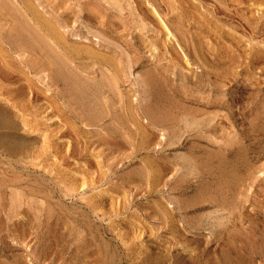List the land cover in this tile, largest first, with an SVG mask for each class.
Segmentation results:
<instances>
[{
  "label": "rangeland",
  "instance_id": "1",
  "mask_svg": "<svg viewBox=\"0 0 264 264\" xmlns=\"http://www.w3.org/2000/svg\"><path fill=\"white\" fill-rule=\"evenodd\" d=\"M252 1L229 4L230 18L215 0H34L63 23L66 47L108 59L82 54L73 71L78 63L76 73L99 79L117 69L133 117L105 87L113 114L126 117L97 125L85 124L68 81L31 57L34 30L12 20L27 17L23 7L12 17L20 0H8L18 4H7L11 17L2 4L0 69L15 63L21 78L0 71V103L17 114L21 144L0 149V264H264V0Z\"/></svg>",
  "mask_w": 264,
  "mask_h": 264
},
{
  "label": "bare ground",
  "instance_id": "2",
  "mask_svg": "<svg viewBox=\"0 0 264 264\" xmlns=\"http://www.w3.org/2000/svg\"><path fill=\"white\" fill-rule=\"evenodd\" d=\"M19 1V0H18ZM36 1V0H35ZM49 1V0H48ZM99 1V0H98ZM174 0H172V2H173ZM235 1H238L237 3L238 4H241L242 2H243V0H242V2L241 1H239V0H215V2H214V6L212 5V8H213V11L215 12V13H217V12H224V14L225 15H228L230 18H232L233 16L231 15L232 13H230V14H228L227 12L228 11H231V9H228V5L229 4H231V5H233V3L235 2ZM254 1L255 0H253L252 2L254 3ZM1 2H3V0H0V9H2L3 10V7L4 8H6L5 6H7V4H8V0L7 1H5V3H6V5L4 4V3H1ZM9 2H13V1H9ZM20 2L22 3V4H20V5H18V4H14L13 3V5H14V7L16 6L17 7V5L19 6V7H17L16 9H17V11L15 10V12L14 11H12L13 13H14V15L12 16V17H18V18H20L21 16H17L18 14H19V10H22L21 8L23 7V11H21L22 13H23V15L24 16H27V17H21V18H23L22 20L21 19H19V21H17V18H15V19H12L13 20V23H15V30L16 31H20V30H18V29H21V31H22V29H24V31H25V29H26V31H29V29H33L32 31L34 32V34L32 35L30 32H28L29 34H30V37H31V35L33 36V42H34V45H32V47L33 46H35L34 48H32L31 46H30V48H29V52L30 51H32V50H35L36 51V53L38 52L41 56H43L45 59H46V61H48V64H45L44 65V67H46V65H50V66H47V70H49L50 68H52V66L55 68V70H56V73L59 75V76H61L65 81H68V83L70 84V90L72 89L73 91H72V93H73V95L74 94H76V95H79L81 98H80V100H79V97H77L78 98V100L81 102V103H78L77 105H79L80 104V106L82 107H80L81 108V110H82V112H80V113H85L84 114V118L86 119L85 120V124H89V125H97L99 122L101 123L102 122V120H103V118L104 117H106V116H111L112 115V117L114 118V119H116L117 120V122H122L123 121V119L126 117V116H122V117H124L122 120L120 119V117H121V115H119V114H116V113H119V112H116V113H114L113 114V109H115L116 110V108H114L115 106H116V104L111 100V99H108L107 98V96H103V88H105V87H108V90H110L112 93H114L113 95L115 96H117L118 97V100H119V102H120V105L121 106H119V109L121 108V110L122 111H126V113H128V117H131L133 114H134V112L132 113V110H133V108L135 107V105H132L131 103H130V101H129V97L128 96H123V94H122V92H121V90L119 89V81H118V78H119V76H118V71H117V69L113 66V65H111V70H112V72L111 71H109L110 72V75L108 76L107 75V77L106 78H99V79H97V77H96V75H95V70H93L91 73L93 74H88V73H86V74H83L82 73V71H83V69H82V71L80 70V68H79V70L81 71H79L81 74H82V76L81 75H79V73H76L75 71H77V69H78V67H77V65H79L78 63L76 64L75 63V65H73V68H74V70L75 71H73L72 69H71V67H70V65L71 64H73L74 63V61L73 60H76V58H78L79 56H81L82 54H85L87 57H89L90 59H94V62L96 61V63H98V65H99V61L101 62L102 61V59H104V57H102V58H100V56L98 55L99 53H101V52H99L98 54L96 53V52H92V51H90V50H87L86 48H85V46H84V49L83 48H81V49H78V48H74V47H71L70 48V46H69V48L68 47H66L65 46V44H66V42L64 43L63 42V38L61 39V34H59V32L58 31H60V30H58L57 31V28H59L60 26V24L61 23H59V21L56 23V24H59L58 25V27H57V25L55 26V22H56V20H54V18H52V20H54L53 22L51 21V19H49L50 17H52V16H54L52 13H51V15L49 16L48 15V18L47 17H45L41 12H39L38 10H37V5L35 4V2H34V0H20ZM41 3H42V1H40ZM108 2L109 3H111V4H117V2H118V0H108ZM132 2V1H131ZM176 2V1H175ZM16 3V2H15ZM119 3V2H118ZM171 3V2H170ZM169 3V4H170ZM177 3V2H176ZM180 3V2H179ZM182 3H183V1H182ZM237 3H236V5H237ZM4 6H3V5ZM40 4V3H39ZM174 4V3H173ZM250 4V3H249ZM9 5V8L11 9V7L13 6L12 4H8ZM12 5V6H11ZM86 5H87V3H86ZM136 5H138V4H136ZM180 6H181V4H179ZM230 5V6H231ZM252 5V4H251ZM1 6H3V7H1ZM11 6V7H10ZM40 6V5H39ZM38 6V7H39ZM170 6V5H169ZM168 6V7H169ZM172 6V5H171ZM170 6V7H171ZM229 6V7H230ZM235 6V5H234ZM83 7V6H82ZM257 7V6H256ZM13 8V7H12ZM43 8H46L45 6L43 7ZM88 8V7H87ZM90 8V7H89ZM92 8H94V6L92 7ZM173 8V7H172ZM172 8H171V12H173L172 11ZM178 8V7H177ZM7 10H8V15H9V13H12L9 9H8V6H7V8H6ZM5 9V11H7ZM14 9V8H13ZM83 9V8H82ZM96 9V8H95ZM138 9V8H137ZM176 9V8H175ZM40 10V9H39ZM87 10H89V9H87ZM86 10V11H87ZM141 10V9H140ZM181 10H183V9H181ZM228 10V11H227ZM90 11V13L92 12L91 10H89ZM88 11V12H89ZM96 11H97V9H96ZM227 11V12H226ZM232 11H234V10H232ZM21 12H20V14H21ZM43 12V11H42ZM47 12V11H46ZM167 12H169V8L167 9ZM182 12V11H181ZM181 12H179V14H181ZM1 13V12H0ZM16 13H18V14H16ZM95 13V12H94ZM98 13V12H97ZM97 13H95V14H97ZM140 13L142 14V13H144V12H141L140 11ZM186 13V12H185ZM236 13V12H235ZM178 14V15H179ZM183 14H184V12H183ZM11 15V14H10ZM9 15V16H10ZM89 15V14H88ZM87 15V16H88ZM91 15V14H90ZM143 15L144 14H142V17H143ZM178 15H176V17H178V18H180V15L178 16ZM187 15V14H186ZM186 15H184V16H186ZM144 16H146V15H144ZM184 16H182V17H184ZM235 16V15H234ZM5 17H6V15H5ZM11 17V16H10ZM58 17V16H57ZM99 16H97V18H98ZM139 17V19H141L140 18V16H138ZM147 17V16H146ZM190 17V16H189ZM188 16H186V18H184V21H185V19H187L188 21H189V18ZM26 18V20H24ZM88 18H89V16H88ZM91 18V17H90ZM96 18V17H95ZM57 19V18H56ZM58 19H60V18H58ZM144 20H146L147 21V19H145V18H143ZM182 19V18H181ZM14 20H15V22H14ZM101 20V19H100ZM144 20H143V22L142 21H140V25L141 26H145V24H144ZM175 20H177V18L175 19ZM169 21V20H168ZM180 21V20H179ZM183 21V20H182ZM187 21V22H188ZM20 22V23H19ZM176 22V21H175ZM17 23V24H16ZM170 23H173V22H170ZM176 23H179L180 24V22H176ZM63 24V23H62ZM61 24V25H62ZM100 24V23H99ZM256 24V23H255ZM5 25V24H4ZM17 26V27H16ZM64 26H65V24H64ZM100 26V25H99ZM109 26V25H108ZM111 26V25H110ZM183 26V25H182ZM200 26V25H199ZM19 27V28H18ZM176 27L177 28H179L180 27V25L178 26V25H176ZM9 28H10V26H9ZM181 28V27H180ZM179 28V30H182L183 31V27H182V29H180ZM197 28V27H196ZM200 28V27H199ZM198 28V29H199ZM60 29V28H59ZM188 28H186V30H187ZM11 30V29H10ZM9 30V31H10ZM41 30L43 31V32H41ZM175 30V29H174ZM178 30V29H177ZM176 30V31H177ZM178 30V31H179ZM196 30V29H195ZM25 31V32H26ZM31 31V32H32ZM182 31H181V34H180V32H179V34H180V36L181 35H184V33L182 34ZM188 31V30H187ZM187 31H185L184 30V32H187ZM193 32H194V30H192ZM200 31H201V29H200ZM200 31H197L198 33H200ZM115 32V31H114ZM191 32V31H190ZM189 32V33H190ZM196 32V31H195ZM194 32V33H195ZM188 33V32H187ZM192 33V32H191ZM197 33V34H198ZM227 33H229V32H227ZM186 34V33H185ZM230 34V33H229ZM190 35H192V34H190ZM200 35V34H199ZM189 36V35H188ZM187 36V34H186V37H188ZM193 36H195V34H193ZM183 37V36H182ZM184 37H185V35H184ZM198 37H200V36H198ZM190 38H192V37H190ZM195 38V37H194ZM183 39V38H182ZM185 39V38H184ZM189 39V38H188ZM195 39H197V37L195 38ZM186 40H187V38H186ZM198 40V42L200 43V41H199V38L197 39ZM65 41V40H64ZM185 41V40H184ZM192 41H193V39H192ZM194 41H196V40H194ZM193 41V43H195ZM236 41V40H235ZM190 42H191V39H190ZM233 42V41H232ZM31 43V42H30ZM196 43H197V41H196ZM195 43V44H196ZM237 44H239L238 42H237ZM68 45V44H67ZM196 45H198V44H196ZM195 45V46H196ZM200 45V44H199ZM198 45V46H199ZM73 46H75V45H73ZM87 46V45H86ZM89 48H90V46H88ZM88 48V49H89ZM199 48H200V46H199ZM25 49V48H24ZM23 49V50H24ZM30 49H32V50H30ZM94 49V48H93ZM207 49V48H206ZM205 49V50H206ZM15 50V49H14ZM20 50V49H19ZM95 50V49H94ZM203 50V49H202ZM204 50V51H205ZM208 50V49H207ZM239 50V49H238ZM3 51V50H2ZM25 51V50H24ZM34 52V51H33ZM206 52V51H205ZM209 52V51H208ZM207 52V54H210V52L208 53ZM254 52V51H253ZM257 52V51H256ZM256 52H255V55H256ZM6 53V52H5ZM20 53V52H19ZM115 53V52H114ZM202 53V52H201ZM200 53V54H201ZM3 54V53H2ZM7 54V53H6ZM30 54H31V57H32V53L30 52ZM38 54V55H39ZM105 54V53H104ZM18 55V54H17ZM16 55V56H17ZM22 55V54H21ZM21 55H18V57L20 56L21 57ZM34 55L36 56L37 54H35L34 53ZM103 55V54H102ZM116 55V54H115ZM203 54H201V56H202ZM205 55V54H204ZM212 55V54H211ZM210 55V56H211ZM216 55V54H215ZM246 55V54H245ZM8 56V55H7ZM23 56V55H22ZM25 56V55H24ZM35 56H33V60L34 59H36L37 57H35ZM40 56V57H41ZM207 56V55H206ZM214 56V55H213ZM238 56V55H237ZM31 57H29V58H31ZM106 57H108V56H106ZM109 57H111V56H109ZM108 57V58H109ZM114 57V56H113ZM209 57V56H208ZM231 57V56H230ZM44 58H42V59H44ZM88 58V59H89ZM112 58V57H111ZM203 58V57H202ZM207 58V57H206ZM212 58V57H211ZM210 58V59H211ZM214 58H215V56H214ZM232 58V57H231ZM236 58V57H235ZM1 59V58H0ZM4 58H2V60H3ZM21 59V58H20ZM40 59V58H39ZM42 59H40L39 60V62L42 60ZM44 59V60H45ZM79 59V58H78ZM81 59V58H80ZM79 59V60H80ZM107 58H105L103 61H102V63L104 62H106V61H108V59L106 60ZM118 59V58H117ZM119 59H120V57H119ZM136 59V58H135ZM253 59V58H252ZM2 60H0V61H2ZM8 60V59H7ZM6 59H5V62L7 61ZM14 60V59H13ZM16 60V59H15ZM44 60H42L43 62L42 63H46V62H44ZM86 60V59H85ZM111 60V59H110ZM112 60H113V58H112ZM115 60V59H114ZM203 60H205V58L203 59ZM233 60H234V58H233ZM254 60V59H253ZM8 61H10V63H11V60H8ZM7 61V62H8ZM72 61H73V63H72ZM98 61V62H97ZM207 62L208 61H210V60H206ZM14 62H16V61H14ZM93 62V61H92ZM113 62V61H112ZM32 63V62H31ZM96 63H94V66H95V64ZM2 64V63H1ZM1 64H0V67L2 68V66H1ZM4 64V63H3ZM7 64V63H6ZM6 64H4V65H6ZM40 64H41V62H40ZM106 64H107V62H106ZM110 64H111V62H110ZM117 64V63H116ZM200 64V63H199ZM208 64V63H207ZM11 65V64H10ZM9 64L7 65V66H10ZM14 66H15V63L13 64ZM12 65V66H13ZM25 65V64H24ZM33 65H36V64H33ZM52 65V66H51ZM97 65V66H98ZM209 65V64H208ZM12 66H10L9 68H11ZM18 66V65H17ZM41 66H43V65H41ZM80 66V65H79ZM96 66V68H98ZM113 66V67H112ZM4 67V66H3ZM30 67V66H29ZM44 67H42V68H40V70H45L46 68H44ZM88 67V66H87ZM103 67H105V66H103ZM5 69H0V71H3L4 73H5V76H6V78L8 77V79L9 80H11V79H13V81H15V80H17V79H19V78H21V77H19L17 74H19V73H17V74H15L12 70H10L9 68H6V67H4ZM14 68V67H13ZM17 68V67H16ZM24 68H25V66H24ZM106 68V67H105ZM15 69V68H14ZM13 69V70H14ZM21 69H23V68H21ZM92 69V68H91ZM229 69H230V67H229ZM101 70H102V68H101ZM109 70V69H108ZM15 71V70H14ZM24 71V70H23ZM100 71V70H99ZM16 72V71H15ZM28 72V71H27ZM45 72V71H44ZM40 73H41V71H40ZM104 74V73H103ZM157 74V73H156ZM1 75H2V72H1ZM57 75V76H58ZM119 75H120V73H119ZM98 76V75H97ZM117 76H118V78H117ZM49 77V76H48ZM152 77V76H151ZM146 78V77H145ZM7 79V80H8ZM143 79V78H142ZM148 79H150V78H148ZM103 80H105V81H103ZM27 82L26 83H28V81H29V79L28 80H26ZM155 81V80H154ZM16 82V81H15ZM122 82V81H121ZM14 83V82H13ZM25 83V82H24ZM54 84H56L55 82H53ZM144 83V84H143ZM150 85H151V81H149L148 82ZM20 84V83H19ZM18 84V85H19ZM23 84V83H22ZM21 84V85H22ZM30 84H31V82H30ZM29 83H28V85L26 86V87H28L29 88V90L31 89L32 90V88L34 87L35 88V86L33 85V84H31L30 85ZM142 88H149V85H147L146 84V82H145V80H144V82L142 81ZM20 85V86H21ZM24 85V84H23ZM53 85V84H52ZM145 85V86H144ZM1 86H3V85H1ZM31 86H33V87H31ZM6 87H7V85H6ZM9 87V86H8ZM25 87V86H24ZM151 88H152V86H150ZM1 88V87H0ZM19 88V87H18ZM18 88L16 87V89L15 88H12V89H15V93L17 92V94H18ZM21 88H22V86H21ZM33 88V89H34ZM37 88V87H36ZM8 89V88H7ZM38 89H40V88H38ZM4 90H5V88H4ZM17 90V91H16ZM23 90V89H22ZM22 90H20V91H22ZM28 90V89H27ZM37 90V89H36ZM146 90V89H145ZM152 90V89H151ZM10 91H14V90H10ZM33 91V92H32ZM32 91H28V92H31L32 93V95L33 96H35V97H38L39 96V94L40 93H37L36 91H34V90H32ZM37 91H40V90H37ZM148 92H149V90H148ZM12 93H14V92H12ZM71 93V94H72ZM127 93V92H126ZM144 93H147V91H145ZM151 93V92H150ZM71 94L69 95V97H70V100H72L71 98H74V99H76L77 100V98L75 97L76 95H72L71 96ZM105 94V93H104ZM42 97V96H41ZM125 98H126V100H128V101H126L125 100ZM6 99V98H5ZM7 100V99H6ZM75 100V101H76ZM77 100V101H78ZM11 101V100H10ZM26 102V101H25ZM134 102V101H133ZM16 102H14L13 104H15ZM118 103V102H117ZM12 104V103H11ZM13 104H12V107H14L13 106ZM16 105H20L19 103H16ZM118 105V104H117ZM10 106V105H9ZM9 106H7V105H5V104H2V103H0V129H5V130H2V131H0V149H2V150H5V151H7L8 152V154H9V152H11V153H13V154H15V153H17V146L18 145H20L21 143L20 142H18L17 140H16V138H14L13 136L15 135V133H16V131H14V128L15 127H17V126H15V125H17V121H15L14 119L15 118H12V117H14V116H16V118L18 117L17 116V114H15V113H13V111L11 110V108L9 107ZM60 108V107H59ZM59 108H57L59 111H62L61 109H59ZM76 108V107H75ZM74 108V109H75ZM146 109H149V110H151L148 106L147 107H145ZM73 109V108H72ZM71 109V110H72ZM83 109L85 110V112H83ZM54 110V109H53ZM64 110H65V108H64ZM63 110V111H64ZM79 110V109H78ZM52 111V110H51ZM121 111V112H122ZM134 111V110H133ZM53 112V111H52ZM151 112V111H150ZM123 113V112H122ZM111 114V115H110ZM115 114H116V117H115ZM125 114V113H124ZM130 114H131V116H130ZM151 114V113H150ZM14 115V116H13ZM77 115V114H76ZM117 115H119V116H117ZM26 116V115H25ZM72 116V115H71ZM83 116V115H82ZM148 116V115H147ZM73 117V116H72ZM111 117V118H112ZM133 117V116H132ZM83 118V119H84ZM80 119V118H79ZM128 119V118H127ZM22 120H23V118H22ZM24 121V120H23ZM70 122V121H69ZM81 122V121H80ZM87 122V123H86ZM127 122H129L128 120H127ZM83 123V122H82ZM84 124V125H85ZM147 124H148V122H147ZM64 125H65V123H64ZM116 125V124H115ZM139 126V125H138ZM144 127H145V125H143ZM62 127H63V125H62ZM75 128V127H74ZM121 128V127H120ZM20 129V128H19ZM26 130H28V129H26ZM103 132V131H102ZM122 132V131H121ZM114 134V136L113 135H111L110 133H109V135L107 136L108 138H110V140H115L116 141V138H117V134L116 133H113ZM122 134V133H121ZM36 135V134H35ZM122 135H125L126 137H129V135H130V133H128V131L127 132H124ZM41 136V135H40ZM86 136V135H85ZM105 136V135H104ZM125 136H123L124 138H125ZM35 137V136H34ZM42 137V136H41ZM40 137V138H41ZM94 137V136H93ZM99 137H101V136H99ZM121 137V136H120ZM72 138V137H71ZM123 138V139H124ZM123 139H121V140H123ZM76 140H77V138H76ZM106 140V139H105ZM112 140V141H113ZM120 140V141H121ZM128 140V139H127ZM126 140V141H127ZM130 140V139H129ZM92 141V140H91ZM118 141V140H117ZM119 141V142H120ZM124 141V140H123ZM125 141V142H126ZM96 142V141H95ZM108 142V141H107ZM124 142V143H125ZM47 143V142H46ZM122 143V142H121ZM127 143V142H126ZM112 144V143H111ZM117 144V143H116ZM15 145H17L16 147H15ZM83 145V144H82ZM100 145V144H99ZM118 145H120L119 143H118ZM122 145V144H121ZM124 145V144H123ZM127 145H128V143H127ZM80 146V145H79ZM35 147V146H34ZM41 147V146H40ZM123 147V146H122ZM129 147V146H128ZM85 148H86V146H85ZM119 148H120V146H119ZM20 149H23V148H20ZM39 149V148H38ZM110 149V148H109ZM60 149H56V151H59ZM80 151V150H79ZM42 152V151H41ZM82 152V151H81ZM15 169V168H14ZM11 174V173H10ZM16 174V173H15ZM14 174V175H15ZM58 176V175H57ZM19 177V176H18ZM18 177H17V175H15V178H17L18 179ZM71 177V176H70ZM14 178V177H13ZM54 179V178H53ZM56 179V178H55ZM59 179V178H58ZM58 179H57V181H58ZM5 180V179H4ZM11 180V179H10ZM66 180H67V178H66ZM61 181V180H60ZM60 181H59V183H60ZM63 182H64V180H63ZM67 182V181H66ZM30 183V182H29ZM58 183V182H57ZM65 183V182H64ZM61 184V183H60ZM68 184V183H67ZM70 184V183H69ZM84 185V183L82 184V186ZM3 186V185H2ZM69 186V185H68ZM68 186H66V184L64 185V186H62V188L64 187L65 188V190L67 191V193H68V191H74V189L76 188H74V189H71L72 188V186H70L69 188H68ZM73 186H75V185H73ZM66 187H67V189H66ZM38 188V187H37ZM37 188H36V190H37ZM63 188V189H64ZM33 189V188H32ZM39 189V188H38ZM34 190V189H33ZM35 190V191H36ZM76 190V189H75ZM28 191V190H27ZM39 191H41V190H39ZM66 191L64 192V194L66 193ZM70 191V192H71ZM14 192V191H13ZM43 192V191H42ZM1 193V192H0ZM34 193H36V192H34ZM66 193V194H67ZM3 195V194H2ZM36 195V194H35ZM12 197V196H11ZM22 197H20V199H21ZM20 201V200H19ZM21 202V201H20ZM99 202H92L90 205H91V208H92V210H93V212L96 210V209H98L99 208V204H98ZM104 205V204H103ZM104 208V207H103ZM107 213V212H106ZM105 213V214H106ZM45 214V213H44ZM104 215V214H103ZM52 216V215H51ZM68 220V219H67ZM88 230V229H87ZM90 233V232H89ZM91 238V237H90Z\"/></svg>",
  "mask_w": 264,
  "mask_h": 264
}]
</instances>
